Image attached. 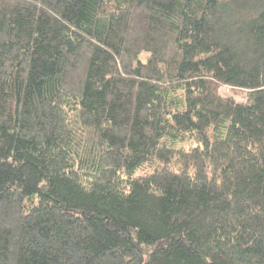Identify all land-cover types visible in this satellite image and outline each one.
Returning a JSON list of instances; mask_svg holds the SVG:
<instances>
[{"label":"trees","instance_id":"1","mask_svg":"<svg viewBox=\"0 0 264 264\" xmlns=\"http://www.w3.org/2000/svg\"><path fill=\"white\" fill-rule=\"evenodd\" d=\"M0 264H264V0H0Z\"/></svg>","mask_w":264,"mask_h":264}]
</instances>
